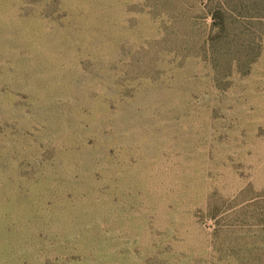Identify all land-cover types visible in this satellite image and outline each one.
Wrapping results in <instances>:
<instances>
[{
    "label": "rangeland",
    "instance_id": "1",
    "mask_svg": "<svg viewBox=\"0 0 264 264\" xmlns=\"http://www.w3.org/2000/svg\"><path fill=\"white\" fill-rule=\"evenodd\" d=\"M0 264H264V0H0Z\"/></svg>",
    "mask_w": 264,
    "mask_h": 264
}]
</instances>
